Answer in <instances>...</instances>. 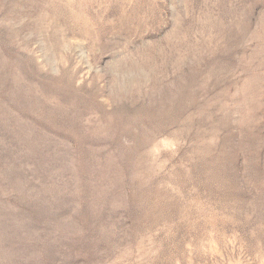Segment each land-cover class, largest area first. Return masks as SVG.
Here are the masks:
<instances>
[{
  "label": "rangeland",
  "instance_id": "1",
  "mask_svg": "<svg viewBox=\"0 0 264 264\" xmlns=\"http://www.w3.org/2000/svg\"><path fill=\"white\" fill-rule=\"evenodd\" d=\"M0 264H264V0H0Z\"/></svg>",
  "mask_w": 264,
  "mask_h": 264
}]
</instances>
